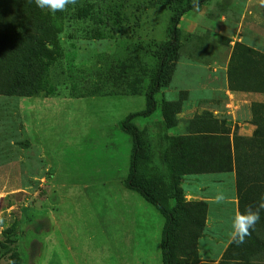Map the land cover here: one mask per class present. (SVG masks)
I'll return each instance as SVG.
<instances>
[{
	"label": "rangeland",
	"instance_id": "374dc122",
	"mask_svg": "<svg viewBox=\"0 0 264 264\" xmlns=\"http://www.w3.org/2000/svg\"><path fill=\"white\" fill-rule=\"evenodd\" d=\"M197 1L0 0V264H163L165 218L126 186L121 123ZM178 28L155 110L133 121L179 213L176 264H264V210L229 235L264 196V0H202Z\"/></svg>",
	"mask_w": 264,
	"mask_h": 264
},
{
	"label": "trees",
	"instance_id": "16d2710c",
	"mask_svg": "<svg viewBox=\"0 0 264 264\" xmlns=\"http://www.w3.org/2000/svg\"><path fill=\"white\" fill-rule=\"evenodd\" d=\"M202 0L191 3L182 9L174 18L171 43L166 47L163 60L157 71L156 80L147 97V109L129 115L122 123V130L133 138V153L131 156L130 173L126 180L128 189L140 194L148 203L154 206L165 218V227L162 236L163 264H176L175 242L178 234L179 213L174 208H169L157 191V186L150 179L152 168L149 165V157L145 154L138 127L133 123L136 118L149 117L155 110V96L161 90L162 80L166 68V60L173 53L179 38L178 25L182 16L197 8ZM42 55L47 56V51ZM255 56V54H254Z\"/></svg>",
	"mask_w": 264,
	"mask_h": 264
},
{
	"label": "clouds",
	"instance_id": "9594fccd",
	"mask_svg": "<svg viewBox=\"0 0 264 264\" xmlns=\"http://www.w3.org/2000/svg\"><path fill=\"white\" fill-rule=\"evenodd\" d=\"M78 0H35L37 7L47 9L52 13L62 12L69 5H76ZM214 199L217 203L225 202L228 197L223 192H218ZM264 210V196L256 205H248L244 211H236L231 219L230 238L236 243H243L245 237L251 234V230L261 219V211Z\"/></svg>",
	"mask_w": 264,
	"mask_h": 264
},
{
	"label": "crops",
	"instance_id": "0c3cea01",
	"mask_svg": "<svg viewBox=\"0 0 264 264\" xmlns=\"http://www.w3.org/2000/svg\"><path fill=\"white\" fill-rule=\"evenodd\" d=\"M58 242H54L51 246H54ZM61 254L60 252L52 253L50 257H47L46 259L41 261V264H58V263H64L66 260L60 261Z\"/></svg>",
	"mask_w": 264,
	"mask_h": 264
}]
</instances>
